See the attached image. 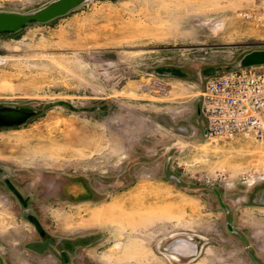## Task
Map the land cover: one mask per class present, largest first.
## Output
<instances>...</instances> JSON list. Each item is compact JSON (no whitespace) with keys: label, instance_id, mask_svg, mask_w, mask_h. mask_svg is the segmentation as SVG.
<instances>
[{"label":"rangeland","instance_id":"1","mask_svg":"<svg viewBox=\"0 0 264 264\" xmlns=\"http://www.w3.org/2000/svg\"><path fill=\"white\" fill-rule=\"evenodd\" d=\"M256 49L264 0H86L0 33V108L30 113L0 125V264H264V137L198 116Z\"/></svg>","mask_w":264,"mask_h":264},{"label":"built area","instance_id":"2","mask_svg":"<svg viewBox=\"0 0 264 264\" xmlns=\"http://www.w3.org/2000/svg\"><path fill=\"white\" fill-rule=\"evenodd\" d=\"M202 135L264 137V65L228 69L210 76L201 93Z\"/></svg>","mask_w":264,"mask_h":264},{"label":"water","instance_id":"3","mask_svg":"<svg viewBox=\"0 0 264 264\" xmlns=\"http://www.w3.org/2000/svg\"><path fill=\"white\" fill-rule=\"evenodd\" d=\"M86 0H54L48 5L30 13H20L11 11H0V33L2 32H18L25 25L30 22L46 23L58 17L68 14L73 9L80 6ZM264 65V49H256L247 53L240 63L231 69L263 66ZM198 116H202L201 113V100L198 103ZM30 117V113L22 111L14 106H7L0 108V125H14L24 122ZM206 134L205 127L203 128ZM216 192L220 196V192L215 188ZM221 199V196H220ZM258 203L264 205V190L261 193ZM31 221L34 223L40 233L44 232V229L39 220L32 215Z\"/></svg>","mask_w":264,"mask_h":264},{"label":"bare ground","instance_id":"4","mask_svg":"<svg viewBox=\"0 0 264 264\" xmlns=\"http://www.w3.org/2000/svg\"><path fill=\"white\" fill-rule=\"evenodd\" d=\"M115 203V202H114ZM116 204V203H115ZM123 204V203H122ZM112 206V205H111ZM113 206H115V205H113ZM118 207V206H117ZM120 209H121V207H119ZM124 208V207H123ZM116 208H113V209H111V207L109 208V207H105V208H103V209H97V211L95 212V213H93L95 216H105V215H107V214H112V213H114V210H115ZM131 209H132V207H131ZM126 210V209H125ZM139 210V209H138ZM119 211H121V210H119ZM128 211V210H127ZM122 212H124L123 211V209H122ZM126 212V211H125ZM141 212H143L142 210H141ZM119 213V212H118ZM116 214V213H115ZM114 214V215H115ZM124 214V213H123ZM127 214V213H126ZM140 215V214H139ZM143 215V214H142ZM112 216V215H111ZM144 217V216H143ZM176 244V243H175ZM177 253V252H176ZM176 253H170L169 254V256L174 260V261H180V256L179 255H177ZM180 254V253H179Z\"/></svg>","mask_w":264,"mask_h":264},{"label":"crops","instance_id":"5","mask_svg":"<svg viewBox=\"0 0 264 264\" xmlns=\"http://www.w3.org/2000/svg\"><path fill=\"white\" fill-rule=\"evenodd\" d=\"M203 130V129H202Z\"/></svg>","mask_w":264,"mask_h":264}]
</instances>
